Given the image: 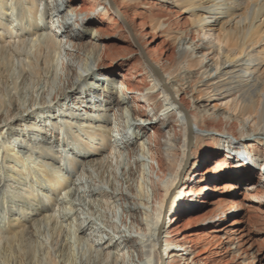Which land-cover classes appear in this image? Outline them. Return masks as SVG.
Returning <instances> with one entry per match:
<instances>
[{
  "label": "bare ground",
  "instance_id": "6f19581e",
  "mask_svg": "<svg viewBox=\"0 0 264 264\" xmlns=\"http://www.w3.org/2000/svg\"><path fill=\"white\" fill-rule=\"evenodd\" d=\"M58 2L57 9L52 0H0V128L9 131L4 144L0 139V264H79L103 249L117 261L131 249L149 264H171V244L186 247L190 239L165 230L176 229L177 215L199 198L217 207L211 220L218 233L238 235L234 215L244 214L239 201L216 198L227 191H241L248 207L264 214V0H157L186 15L183 29L153 14L152 0ZM46 3L58 14L46 16ZM132 5L146 11L128 14ZM140 14L173 44L172 59L149 53ZM108 21L129 34L136 69L98 70ZM53 74L45 102H21L30 77ZM32 111L40 122L23 132L14 121ZM117 148L133 165L125 171L127 190L81 179L86 166H106ZM213 150L217 160L198 169ZM76 169L81 178L71 179ZM221 176L232 184L197 189ZM101 197L126 207L140 237L126 229L101 239L83 212Z\"/></svg>",
  "mask_w": 264,
  "mask_h": 264
},
{
  "label": "rangeland",
  "instance_id": "374dc122",
  "mask_svg": "<svg viewBox=\"0 0 264 264\" xmlns=\"http://www.w3.org/2000/svg\"><path fill=\"white\" fill-rule=\"evenodd\" d=\"M52 1L58 9V4H60L58 2L59 0ZM152 1L153 7L151 12L155 15H165L167 21L170 22L172 29H183L187 26L188 19L186 15L179 13V11L175 10L176 8H173L172 6L165 8L157 4V0ZM79 4L82 5L86 3ZM135 8L138 11H141L142 9L146 11L142 5H132L127 9V13L132 14ZM48 9L49 5L46 3L44 7L46 16L47 13L48 15L50 13L58 14L56 10L48 11ZM139 21L144 23V26L142 25L144 27L143 31L147 32L143 40L146 42V48L149 53L159 60H162L164 57L172 59L174 57L173 44L163 37L160 32L156 33L150 29L149 17H147L146 14H140ZM101 27L104 29V33H101L104 36L102 37L104 48L102 50V56L99 57V65L97 64L98 70L119 72L131 71L134 67L136 69L139 59L133 54L135 46L132 43L129 34H127L124 29L120 30V28L110 25L109 21L101 25ZM193 36L194 35H190V38H193ZM194 40L196 42V37H194ZM57 70L61 72L63 71L61 65H59ZM141 73L142 71L140 74ZM54 79V74L45 79L40 77H30L23 86L25 91H23L22 95H19L21 102L24 104L27 99H29L31 106L33 104L32 102L38 98L45 102L49 94L54 90ZM142 80L146 82L145 79ZM137 84L141 85L144 83ZM50 106L52 107V105ZM44 108H42V110H45ZM63 109L64 108L59 107L57 111L61 112ZM37 113V111H32L29 114L22 116L21 119L14 121V124H17V127L23 132L26 131V129L30 130L29 126L34 125L36 127L38 122H40L34 118ZM51 122L50 126H53L54 124ZM205 125L208 128L219 127L211 122H205ZM12 126L13 124H10L8 127L12 128ZM0 132V139L2 138L1 143L4 144L6 141L5 138L2 137V134H4V132L7 134L9 131L4 130L2 132L1 127ZM62 138H64V135ZM124 153V149L122 148L111 149L109 155L105 159L107 163L106 166H86L87 174L84 175V178H81L82 170L79 171V169H76L74 174H70L69 177L75 179L77 176L85 183H88V180H90V182L97 187H103L107 190L112 189V184L113 186L114 184L117 186L116 189H125V185L127 184L125 171L128 167L133 171V165L130 161V157L127 158ZM215 154L216 152L213 150L207 161L205 160L201 163L198 169H203L204 171L208 170L213 165L214 160H217L218 158L214 157ZM224 154L225 151H222L221 158L225 156ZM60 163L62 164V161H60ZM227 178L228 177L226 176H221L211 182H209V179L207 181L199 182L197 189L205 184L212 185L214 189L219 188V186L225 184L226 180H229ZM226 184H232V181L226 182ZM233 192V190L227 191L224 195L216 198L223 203H227L228 199L233 198L234 200L239 201L242 209L244 208L243 215L238 217L234 215L235 218H241V221L237 223L238 226H240L238 235L234 236V233H218L215 231L214 228L217 223L211 219L213 218L212 214H214L217 207L208 203H201L204 199L199 198V205H194L192 208L181 211L177 215L176 229H173L174 227L170 224L165 230V235H170L169 238H171V236L182 238L184 237V234L187 233L189 234L190 239L186 247H183L182 244H171L168 249L171 264H264V214L255 212L248 207V203L244 201L241 191L237 192L235 195H233ZM210 197L213 198L212 196ZM108 203L109 199L101 197V200L98 202L89 201L90 207H86L85 205L83 207L84 216H87L89 221L94 223L93 226L96 225L100 231H103L101 234H99L100 232H97V234L101 236V239L103 240L107 235L118 237L119 235H122V233L127 234L126 229H129L128 233L130 235L140 237L138 231H135V233L133 231L134 228L128 226V215L124 210L126 207L122 205L123 207L120 208L118 203ZM228 216L229 215H227V217ZM242 217L244 218L242 219ZM226 221V217L219 220L220 223ZM90 222H87V226L91 225ZM93 226L90 227L93 228ZM96 226L95 228L97 229ZM158 247L159 250H162L163 242H160ZM80 251L81 249L78 248V252ZM110 252H106L104 249L101 251L97 250L95 254H97V258L99 259L94 257L92 260L91 258L82 260L83 256H81L79 264H149L152 261L146 259L143 260L139 257L137 258V255L134 254L131 249L128 250L127 254H123L124 256H122L121 261H117L116 258L112 259V256L114 257V255ZM117 253L115 254V257L118 255ZM206 258H208V260ZM161 259L163 261L162 256ZM76 264H78V262Z\"/></svg>",
  "mask_w": 264,
  "mask_h": 264
},
{
  "label": "water",
  "instance_id": "95a60500",
  "mask_svg": "<svg viewBox=\"0 0 264 264\" xmlns=\"http://www.w3.org/2000/svg\"><path fill=\"white\" fill-rule=\"evenodd\" d=\"M112 7L116 10V8H115L114 5H113ZM116 13L118 14L117 10H116ZM118 15H119V14H118ZM119 18L121 19L120 15H119ZM121 20H122V19H121ZM122 21H123V20H122ZM189 127H190L189 131H192V128H191L190 124H189Z\"/></svg>",
  "mask_w": 264,
  "mask_h": 264
}]
</instances>
